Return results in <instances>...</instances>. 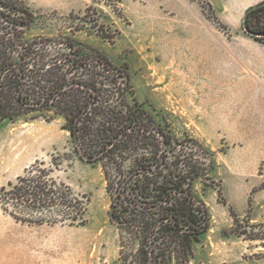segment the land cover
Segmentation results:
<instances>
[{
  "label": "rangeland",
  "instance_id": "obj_1",
  "mask_svg": "<svg viewBox=\"0 0 264 264\" xmlns=\"http://www.w3.org/2000/svg\"><path fill=\"white\" fill-rule=\"evenodd\" d=\"M21 1L35 15L25 37L73 35L126 63L138 99L172 135L212 153L209 179L195 185L209 228L190 264H264V240L233 232L247 219L264 226V37L242 26L262 0ZM254 19L264 25V11ZM37 159L89 198L87 222L28 224L0 208V264H113L119 237L100 166L78 157L61 119L1 121L0 186Z\"/></svg>",
  "mask_w": 264,
  "mask_h": 264
},
{
  "label": "trees",
  "instance_id": "obj_2",
  "mask_svg": "<svg viewBox=\"0 0 264 264\" xmlns=\"http://www.w3.org/2000/svg\"><path fill=\"white\" fill-rule=\"evenodd\" d=\"M263 11L249 12L250 31L264 32L254 19ZM34 19L21 0H0V122L61 119L78 157L100 166L119 237L113 264H190L209 228L195 185L209 179L212 153L194 137L172 135L138 99L126 63L73 35L27 38ZM53 172L35 160L0 186L1 210L28 224L84 225L89 198ZM245 222L233 230L237 236L264 240L262 224Z\"/></svg>",
  "mask_w": 264,
  "mask_h": 264
},
{
  "label": "water",
  "instance_id": "obj_3",
  "mask_svg": "<svg viewBox=\"0 0 264 264\" xmlns=\"http://www.w3.org/2000/svg\"><path fill=\"white\" fill-rule=\"evenodd\" d=\"M262 5H264V0H262L260 2H257L255 4L250 5L249 7L246 8V10L243 13V17H242V26H243V29L247 33H249V34H251L253 36H264V32H253V31H250L249 30L248 23H247L248 14H249V12L251 10L256 9L257 7L262 6Z\"/></svg>",
  "mask_w": 264,
  "mask_h": 264
},
{
  "label": "crops",
  "instance_id": "obj_4",
  "mask_svg": "<svg viewBox=\"0 0 264 264\" xmlns=\"http://www.w3.org/2000/svg\"><path fill=\"white\" fill-rule=\"evenodd\" d=\"M249 2H247L245 5H248V4H250V3H252V2H254V1H256V0H248ZM244 5V6H245Z\"/></svg>",
  "mask_w": 264,
  "mask_h": 264
},
{
  "label": "bare ground",
  "instance_id": "obj_5",
  "mask_svg": "<svg viewBox=\"0 0 264 264\" xmlns=\"http://www.w3.org/2000/svg\"><path fill=\"white\" fill-rule=\"evenodd\" d=\"M176 76H181V74H179V75H178V74H176ZM168 89H169V87H166V89H165V90H168Z\"/></svg>",
  "mask_w": 264,
  "mask_h": 264
}]
</instances>
